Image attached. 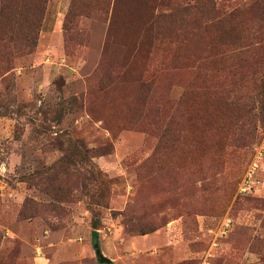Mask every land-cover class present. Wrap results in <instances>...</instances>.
I'll return each instance as SVG.
<instances>
[{
	"label": "rangeland",
	"instance_id": "1",
	"mask_svg": "<svg viewBox=\"0 0 264 264\" xmlns=\"http://www.w3.org/2000/svg\"><path fill=\"white\" fill-rule=\"evenodd\" d=\"M1 7L0 264H264V0Z\"/></svg>",
	"mask_w": 264,
	"mask_h": 264
},
{
	"label": "trees",
	"instance_id": "2",
	"mask_svg": "<svg viewBox=\"0 0 264 264\" xmlns=\"http://www.w3.org/2000/svg\"><path fill=\"white\" fill-rule=\"evenodd\" d=\"M118 3L121 0H115ZM131 3H135L145 9V19L143 17V21L139 27L138 37L136 36V40L134 42L133 50L136 54H145L146 59H151V54L154 47V41H164L167 38H172L171 36H166L164 34L162 27L163 25L168 26H176L181 27V29L185 28V24L191 22L195 25V29H200L204 23V11L206 8V4L209 3L210 0H125ZM158 7L165 8L166 11L158 12ZM101 13H108V4H105V8L99 9ZM4 8H0V18L3 16ZM216 12V9H214ZM144 15V16H145ZM145 20V21H144ZM166 24H162V23ZM160 27V29H159ZM179 36V35H178ZM176 37L179 39V37ZM150 42V48L142 49V45L144 40ZM244 39L235 38L232 43H240L243 42ZM168 56L171 53L167 50ZM135 57L136 55L133 54ZM199 61L203 60L202 58H198ZM144 71L141 75H144ZM126 75V73H125ZM93 239L96 250L98 254L100 253L99 247V233L97 231L93 232Z\"/></svg>",
	"mask_w": 264,
	"mask_h": 264
},
{
	"label": "crops",
	"instance_id": "3",
	"mask_svg": "<svg viewBox=\"0 0 264 264\" xmlns=\"http://www.w3.org/2000/svg\"><path fill=\"white\" fill-rule=\"evenodd\" d=\"M92 236H93V233H92ZM92 239H93V238H92ZM157 240H158V239H157ZM92 241H93V247H94V249H95V251H96V255L99 257V259H100L101 261H103V262L108 263V264H114L109 258H107V257H105V256L103 255L101 249H100V253L98 254V252H97V250H96V247H95V244H94V239H93ZM99 247H100V245H99ZM227 248H230V245H228ZM102 257H103L104 259H106V260H103Z\"/></svg>",
	"mask_w": 264,
	"mask_h": 264
},
{
	"label": "built area",
	"instance_id": "4",
	"mask_svg": "<svg viewBox=\"0 0 264 264\" xmlns=\"http://www.w3.org/2000/svg\"><path fill=\"white\" fill-rule=\"evenodd\" d=\"M254 165H256V164H254ZM252 174H253V169L250 170V172H249L248 175H247V178L251 177ZM246 180H247V179H246ZM225 225H226V226H229L228 224H225Z\"/></svg>",
	"mask_w": 264,
	"mask_h": 264
},
{
	"label": "water",
	"instance_id": "5",
	"mask_svg": "<svg viewBox=\"0 0 264 264\" xmlns=\"http://www.w3.org/2000/svg\"><path fill=\"white\" fill-rule=\"evenodd\" d=\"M102 259H103V260H106V259H104L103 257H102Z\"/></svg>",
	"mask_w": 264,
	"mask_h": 264
}]
</instances>
